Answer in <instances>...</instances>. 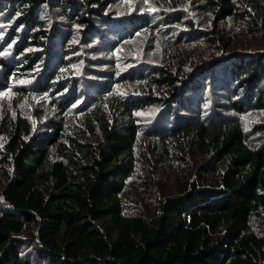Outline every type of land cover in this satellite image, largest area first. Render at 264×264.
<instances>
[{"label": "trees", "instance_id": "trees-1", "mask_svg": "<svg viewBox=\"0 0 264 264\" xmlns=\"http://www.w3.org/2000/svg\"><path fill=\"white\" fill-rule=\"evenodd\" d=\"M0 101V264H264V0H0Z\"/></svg>", "mask_w": 264, "mask_h": 264}, {"label": "rangeland", "instance_id": "rangeland-1", "mask_svg": "<svg viewBox=\"0 0 264 264\" xmlns=\"http://www.w3.org/2000/svg\"><path fill=\"white\" fill-rule=\"evenodd\" d=\"M238 33H241V31H236ZM6 105L5 101H0V110Z\"/></svg>", "mask_w": 264, "mask_h": 264}]
</instances>
